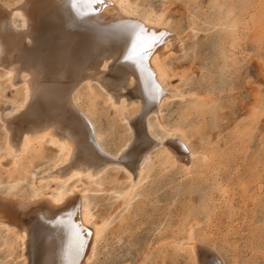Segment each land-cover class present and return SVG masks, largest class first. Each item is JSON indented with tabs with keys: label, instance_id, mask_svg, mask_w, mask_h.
Returning <instances> with one entry per match:
<instances>
[{
	"label": "bare ground",
	"instance_id": "obj_1",
	"mask_svg": "<svg viewBox=\"0 0 264 264\" xmlns=\"http://www.w3.org/2000/svg\"><path fill=\"white\" fill-rule=\"evenodd\" d=\"M219 9L211 31L217 28L220 40L230 34L226 41L230 40L231 48H236L244 28L256 32V21L245 19L242 28L231 9L225 5ZM165 19L134 0H15L12 4L0 0V80L19 94L11 104L0 101L6 144V150L0 147V166L9 186L3 190L0 180V229L11 235L7 241L0 239L6 258L18 245L22 264H92L103 231L87 192L111 165L124 170L130 181L121 191L127 206L138 196L135 189L151 151L159 145L163 150L154 157L155 175L173 167L188 177H194L198 166L210 171L212 152L198 151L185 127L164 118L162 105L173 98L193 97L195 103L189 107L198 116L210 106L202 93L186 92L176 85L174 92H168V80L178 73L167 62L183 51L185 40ZM236 55L231 51L226 58L232 62ZM184 74L181 69V79ZM85 89L92 97L102 98L125 124L127 137L116 150L104 144L95 114L85 104L90 96ZM151 114L165 132L162 137L153 128ZM45 141L55 145L57 157L49 168L32 175L33 192L24 197L19 186L25 173L20 161L30 154L42 157ZM180 142L187 148L186 155ZM30 160L25 161L28 167L34 162ZM48 181L52 183L46 186ZM212 188L228 201L223 184L217 182ZM205 199H211L210 195ZM203 209L210 224L217 207L204 204ZM180 225L179 238L158 245L163 258L166 250H172L187 255L191 264H229L216 247L205 242L200 221Z\"/></svg>",
	"mask_w": 264,
	"mask_h": 264
},
{
	"label": "rangeland",
	"instance_id": "obj_2",
	"mask_svg": "<svg viewBox=\"0 0 264 264\" xmlns=\"http://www.w3.org/2000/svg\"><path fill=\"white\" fill-rule=\"evenodd\" d=\"M7 1L9 4L15 2L4 0ZM134 1L154 14H160L162 19L167 18L169 27L177 30L185 40L183 51L167 62L178 73L168 80V92H174L178 86L186 92L202 93L204 103L210 106L203 116H198L189 107L195 99L186 95L185 99L167 100L162 110L168 123L187 129V138L194 148L212 152L214 165L212 163L208 173L205 168L196 167L194 177L184 176L178 167L155 175L153 162L163 150L159 145L151 151L141 183L135 189L138 196L128 204L129 207L121 197V191L130 183L127 174L120 167L109 166L100 183H93L87 192L88 204L103 231L92 264H191L187 255L174 254L172 250H166L163 258L158 245L169 238H179L182 234L177 232L178 226L194 219L201 222L200 233H207L203 238L205 242L216 247L227 263L264 264V0ZM224 5L232 10L236 20H241L242 23H238L242 28L246 20L248 23L256 21L258 27H254L256 32L244 28L236 48L230 47V40L226 41L230 34L220 40L223 37L217 28L211 31L219 8L224 10ZM17 22H21V17H17ZM230 50L237 54L232 62L226 58ZM181 69L185 71L182 79ZM2 83L0 80V101L11 104L19 94L10 85ZM2 87H6L5 93ZM85 92L90 95L85 104L95 114L96 127L102 133L104 144L116 150L127 137L125 124L118 121L102 98L92 97L87 89ZM254 110L255 115L252 114ZM150 121L162 137L165 132L152 114ZM0 147L6 150L1 122ZM179 148L183 150L182 155H186L185 144L180 142ZM27 157L23 156L20 161V168L25 172L19 182L20 194L24 197L33 192L32 175L52 165L57 149L45 141L42 157L32 154ZM26 158L31 159L30 163L34 161L31 167L25 165ZM6 178V172L0 166L3 190L9 187ZM217 182L225 186L224 197L228 201L222 200L223 195L212 188ZM208 194L211 199L207 201ZM204 204L217 207L210 224L205 220ZM10 236L0 229L1 240L7 241ZM19 253L18 245H15L12 257L6 258V249L0 248V264H22Z\"/></svg>",
	"mask_w": 264,
	"mask_h": 264
},
{
	"label": "snow or ice",
	"instance_id": "obj_3",
	"mask_svg": "<svg viewBox=\"0 0 264 264\" xmlns=\"http://www.w3.org/2000/svg\"><path fill=\"white\" fill-rule=\"evenodd\" d=\"M193 264H195V261H193Z\"/></svg>",
	"mask_w": 264,
	"mask_h": 264
}]
</instances>
